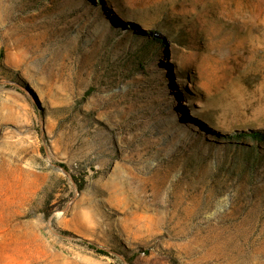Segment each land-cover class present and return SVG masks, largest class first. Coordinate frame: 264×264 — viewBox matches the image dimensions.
<instances>
[{"label":"rangeland","instance_id":"374dc122","mask_svg":"<svg viewBox=\"0 0 264 264\" xmlns=\"http://www.w3.org/2000/svg\"><path fill=\"white\" fill-rule=\"evenodd\" d=\"M0 264H264V0H0Z\"/></svg>","mask_w":264,"mask_h":264}]
</instances>
